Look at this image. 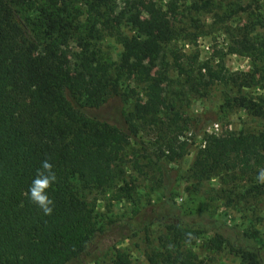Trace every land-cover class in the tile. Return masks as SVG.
Wrapping results in <instances>:
<instances>
[{"label": "trees", "instance_id": "trees-1", "mask_svg": "<svg viewBox=\"0 0 264 264\" xmlns=\"http://www.w3.org/2000/svg\"><path fill=\"white\" fill-rule=\"evenodd\" d=\"M174 7L171 3L164 11L148 1L142 6L147 14L143 19L131 4L116 15L126 16L133 31L128 36L112 24L116 0H0V264H95L113 247L105 239L114 229L127 227L134 234L153 223L165 225L167 233L148 264H203L192 250L181 248L202 234L210 235L204 242L210 251L228 247L240 264H264L257 230L184 213L171 200L174 174L162 162L154 165L166 187L163 200L134 210L123 222L111 219L99 225L93 208L79 195L90 186L115 188L125 175L123 153L130 139L161 125L168 112L179 117L175 104L166 101L171 85L182 88L169 77L172 64L194 93L213 84L236 88V95L223 94V109L238 106L251 114L262 109L264 98L258 103L241 90L264 89V15L251 24L262 32H247L227 48V54L247 57L253 64L250 72L233 73L225 67L224 54H217L215 66L196 59L190 66L175 54L172 64L165 62L167 46L175 39L167 17ZM105 30L122 48L115 67L101 54ZM71 38L78 47L74 53L68 49ZM124 81L141 86L144 99H136L124 125L93 115L119 93ZM179 148L168 141L169 161L185 154L184 142ZM261 169L264 131H226L206 136L188 178L199 185L213 176L234 179L239 170L255 175ZM260 187L250 191L264 198ZM128 191L115 188V199ZM37 195L45 198L44 204ZM45 207L51 211L46 213ZM107 264L132 261L114 249Z\"/></svg>", "mask_w": 264, "mask_h": 264}, {"label": "rangeland", "instance_id": "rangeland-1", "mask_svg": "<svg viewBox=\"0 0 264 264\" xmlns=\"http://www.w3.org/2000/svg\"><path fill=\"white\" fill-rule=\"evenodd\" d=\"M148 1L164 11H168L171 3L175 6L174 11L167 14L175 34V39L165 51L168 55L165 62L168 64H172L175 54L184 64L190 66L195 59L197 63L206 62L215 66L218 61L217 54H224L223 61L230 72H250L253 69L249 58L227 54V48L232 40L246 35L247 32L249 36L262 32L259 28L252 30L251 24L264 15V0H116L117 11L113 17V26L117 24L125 35L131 36L133 31L126 16L119 19L116 15L133 4L141 11L140 16L147 19L142 6ZM110 32H103L104 38L100 47L102 56L115 67L122 48ZM77 48L75 38H71L68 47L70 53L77 52ZM168 74L182 85V88L171 85L166 99L168 103L175 104L174 110L179 117L168 115V112L162 117L161 125L141 130L136 137L130 139L123 153L125 175L115 185V188H128L127 196L117 200L115 188L105 190L90 186L79 192L80 197L91 205L99 225L111 219L123 222L132 216L134 210L163 200L166 187L154 165V161H159L174 174V181L169 189L171 200L184 213L205 214L247 232L257 230L258 238L264 243V198L253 196L254 193L250 191L255 186H261L260 189L264 190V180L260 179L264 169L255 175L239 170L232 175L234 179L221 174L199 185L188 178L189 168L197 151L204 146L206 136L219 135L226 131H264V104L255 114L238 106L223 109V94L236 95V88L213 84L194 93L183 83V78L178 77L173 64L170 65ZM241 92L255 98L258 103L264 98V89L258 86L243 88ZM177 97L179 98L176 99ZM136 99L144 100L141 86L132 81H124L119 93L108 97L101 108L93 111V115L101 120L111 123L119 121L124 125ZM170 118L176 121L172 124ZM170 140L176 151H180V143H185V154L175 161L167 159V143ZM166 233V226L158 223L134 234L127 227L114 229L110 234V241L105 239L113 247L95 264H107L113 257L114 249L122 250L132 264H148V256L153 251L162 249V240ZM209 236L202 234L184 242L181 248L192 250L203 264H240V258L228 247L216 252L206 249L204 242Z\"/></svg>", "mask_w": 264, "mask_h": 264}, {"label": "clouds", "instance_id": "clouds-1", "mask_svg": "<svg viewBox=\"0 0 264 264\" xmlns=\"http://www.w3.org/2000/svg\"><path fill=\"white\" fill-rule=\"evenodd\" d=\"M260 179L261 180H264V172L261 173ZM37 198L40 200L41 204H44V202H45V198L44 197H40V196L37 195ZM50 211H51L50 209H48L47 207H45V212L46 213L47 212H50Z\"/></svg>", "mask_w": 264, "mask_h": 264}]
</instances>
